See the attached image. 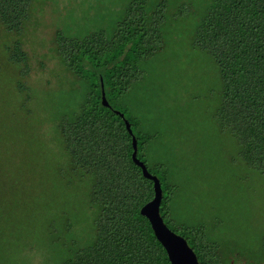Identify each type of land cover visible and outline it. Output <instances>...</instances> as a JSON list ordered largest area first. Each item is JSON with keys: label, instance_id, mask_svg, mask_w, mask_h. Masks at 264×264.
Masks as SVG:
<instances>
[{"label": "rangeland", "instance_id": "obj_1", "mask_svg": "<svg viewBox=\"0 0 264 264\" xmlns=\"http://www.w3.org/2000/svg\"><path fill=\"white\" fill-rule=\"evenodd\" d=\"M161 2L163 47L138 62L140 77L110 104L130 121L137 156L159 178L165 197L170 189L162 204L169 229L178 235L182 227L201 229L223 264H264V175L243 161L220 116L218 70L191 43L209 0H28L17 29L0 21V160H6L0 170L39 175V187L31 185L39 194V232H22L23 208L13 222L11 191L0 185V264H57L90 243V183L77 188L60 178L54 135L58 119L78 108L87 87L56 51L94 34L110 39L131 6L151 13ZM14 54L19 63L10 61ZM24 125L39 127L25 145L18 138ZM64 220L72 225L65 232Z\"/></svg>", "mask_w": 264, "mask_h": 264}, {"label": "trees", "instance_id": "obj_2", "mask_svg": "<svg viewBox=\"0 0 264 264\" xmlns=\"http://www.w3.org/2000/svg\"><path fill=\"white\" fill-rule=\"evenodd\" d=\"M27 1L0 0V21L8 30L19 27ZM164 7L161 2L147 13L142 4H136L110 39L99 33L58 45L56 54L67 71L87 87L78 108L56 122L54 135L63 162L58 174L77 188L90 183L87 206L94 213L90 243L57 264H170L149 222L139 213L153 196L152 183L131 161V138L109 100L140 77L139 61L162 49ZM191 43L210 56L218 70L223 85L220 116L232 128L243 161L264 175V0H209ZM18 59L14 54L10 61L19 63ZM101 82L111 108L101 104ZM25 112L24 116L30 115ZM34 130L39 127L24 125L19 144L29 142ZM4 164L6 160H0V168ZM0 185L11 191L13 222L15 210L23 208L26 227L22 232H39L35 225L39 194L31 187H39V175L0 170ZM161 188L160 214L169 228L162 204L170 189L166 187L165 197ZM62 223L64 232L66 226L72 227L66 220ZM179 231L200 264H223L217 247L204 240L201 229L182 227Z\"/></svg>", "mask_w": 264, "mask_h": 264}, {"label": "water", "instance_id": "obj_3", "mask_svg": "<svg viewBox=\"0 0 264 264\" xmlns=\"http://www.w3.org/2000/svg\"><path fill=\"white\" fill-rule=\"evenodd\" d=\"M101 104L103 107L111 108L106 99L102 82ZM113 112L123 120L126 132L131 138V161L141 170L142 177L152 183L153 196L140 208V215L149 222L153 235L166 252L170 264H200L196 254L190 248L187 241L182 236L170 230L165 224L160 214V205L163 195L160 180L157 176L152 175L146 165L137 157V140L132 132L130 123L119 111L113 110Z\"/></svg>", "mask_w": 264, "mask_h": 264}]
</instances>
